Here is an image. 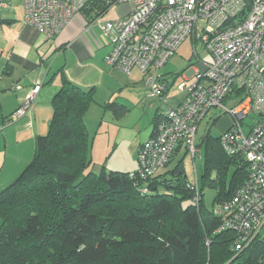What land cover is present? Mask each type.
I'll return each instance as SVG.
<instances>
[{
    "label": "trees",
    "instance_id": "16d2710c",
    "mask_svg": "<svg viewBox=\"0 0 264 264\" xmlns=\"http://www.w3.org/2000/svg\"><path fill=\"white\" fill-rule=\"evenodd\" d=\"M108 9L93 4L83 13L92 22ZM52 101L48 134L37 137L32 161L0 191V264H264L260 234L238 250V233L219 231L224 220L213 209L234 196L248 168L243 156L228 155L222 134L208 130L197 140L204 153L199 188L185 169L182 145L152 178L105 168L98 175L85 124L94 90L63 76ZM107 108L119 120L128 112L114 102ZM207 188L218 191L210 210L203 206Z\"/></svg>",
    "mask_w": 264,
    "mask_h": 264
},
{
    "label": "built area",
    "instance_id": "2783aa9c",
    "mask_svg": "<svg viewBox=\"0 0 264 264\" xmlns=\"http://www.w3.org/2000/svg\"><path fill=\"white\" fill-rule=\"evenodd\" d=\"M23 23L48 40L60 35L70 21L97 4L108 7L130 4L131 12L115 20L92 21L101 29L103 45L110 47L105 63L117 73L161 70L187 40L192 41L194 63L178 86L182 101L164 108L155 137L140 146L137 175L154 177L183 145L193 160L200 151V125L213 109L232 118L222 133L228 155L247 161V178L234 196L214 207L223 217L219 231L238 233L236 248L242 249L264 229V0H22ZM8 8L0 0V10ZM1 26V24H0ZM201 52H198V48ZM189 77L195 81L187 83ZM149 98H163L167 84L148 75ZM37 84L8 124L24 118L34 107L40 91ZM241 91L238 94L235 92ZM233 97V98H232ZM231 100L228 108L225 102ZM255 117V119L253 118ZM254 124L245 133L244 121ZM31 126V123L28 125ZM135 178V173L131 174ZM197 184L198 177H195ZM196 187L195 202L201 197ZM199 188V187H198ZM144 192H147L145 190Z\"/></svg>",
    "mask_w": 264,
    "mask_h": 264
},
{
    "label": "crops",
    "instance_id": "0c3cea01",
    "mask_svg": "<svg viewBox=\"0 0 264 264\" xmlns=\"http://www.w3.org/2000/svg\"><path fill=\"white\" fill-rule=\"evenodd\" d=\"M4 1L8 4V8L0 10V118H2L0 131H4L5 135L7 133L16 135L14 145H18L17 147L21 145L23 138L30 143V148L26 151L22 150V154L10 159L9 145L6 144L7 138L4 139L5 149L2 151L4 157L0 161V191L13 183L32 161L37 137L45 134L53 118L52 100L62 87L63 76L79 88L94 90L95 102L85 117L86 123V118H89L93 108L106 112L109 110L106 109V106L113 102L127 107L128 112L121 118H124L133 108H140L141 111H144L145 108L153 110L149 128L143 137L140 136L142 135L141 131L135 127L130 130L129 128H119L123 132L119 131L116 134L115 145L123 142L129 145L132 152L138 156L140 146L152 137L154 120H161L164 108L177 107L183 99L180 92L179 94H170L172 84L167 76L160 74V70L150 71L151 75L158 80L166 81L169 84V89L163 98H148L146 97L148 91L142 89L141 96H145V98L142 100V97L138 96L137 100L140 98L141 101L137 104L132 101L128 103L122 90L132 87L136 89L135 87H138L135 85L136 81L130 79L124 82L122 74L117 73L104 62L106 55L110 52V47L103 45L101 29L96 25H91L93 23L87 21L84 13H78L60 35L53 40H48L37 29L23 23L24 4L22 0ZM102 20L105 19L102 18ZM143 75L146 83L148 76ZM175 79L172 83L175 82ZM193 81H195V77H189L187 83ZM37 84H40L41 87L36 100H34L35 104L32 110L24 118L8 125L10 129H6L7 120L9 121L12 114L21 109L26 96ZM146 114L148 115V113ZM113 118L116 119L114 114ZM30 123L31 126H28ZM86 125L89 131L88 124ZM227 129L225 127L222 131L225 132ZM91 137L93 139L92 154H94L95 137ZM181 148H183L182 151L185 150L183 145ZM114 149L111 154L114 153ZM195 177L199 179L196 170Z\"/></svg>",
    "mask_w": 264,
    "mask_h": 264
},
{
    "label": "rangeland",
    "instance_id": "374dc122",
    "mask_svg": "<svg viewBox=\"0 0 264 264\" xmlns=\"http://www.w3.org/2000/svg\"><path fill=\"white\" fill-rule=\"evenodd\" d=\"M132 10V6L130 4H123V5H116L112 7L107 15L103 17L105 20H117L119 18H122L123 16L128 15ZM191 39L180 45L177 54L170 58L169 62L165 65L163 69L159 71V73L166 75L170 83L172 84L170 94H179L178 86L181 82H184V76L187 74V68L193 64L191 62V58L194 57V49L192 46ZM198 52H201V48H198ZM193 59V58H192ZM196 58H194L195 60ZM134 71V70H133ZM131 71L129 75L122 74L123 81H127L130 79H134L136 81V89L132 88H124L123 95L125 99H128L129 102L138 103L145 98V96H141L142 89H145V91L149 94V89L145 83L144 75L140 73L139 71ZM176 77V79H175ZM173 79H175V82L172 83ZM60 90V89H59ZM58 90V91H59ZM138 96L142 97L141 99H138ZM146 96V97H147ZM149 98V97H148ZM146 101H148L146 99ZM149 102V101H148ZM232 104V101L229 100L225 102L226 107H230ZM140 108H133L130 109V112L124 117L121 118V120H114L113 118V112L107 110L104 112L103 110L98 109H92L89 118H86L89 131L91 133V136L95 137V144H94V154H93V161L94 166L92 170L93 173H98L105 168L106 173L112 172H123V173H134V171L138 170L139 164H138V156L132 152L129 145L124 144L123 142L120 144L118 143L115 145L116 140V134L119 133V131H122L119 128H129L132 129V127H135L138 131H141L140 135L143 137L145 135L144 133L149 128L148 125L150 124L149 120L151 119V115L153 110L149 108H145L144 111L139 110ZM148 113V115L146 114ZM105 118H101V117ZM220 119L218 123L215 125H212L214 123V119ZM255 119V117H253ZM253 118H248L244 121L243 130L245 133L249 132V128L254 124ZM8 122V120H7ZM34 122H36L34 120ZM233 123L232 118H230L229 115L225 114L221 109H213L209 112L206 119H204L200 125L199 134H198V141L201 139L202 135H204L208 130L211 131V134L213 136H219L221 135L225 129V127L229 128ZM10 124H7L6 129H10ZM0 126H2V118H0ZM12 128V127H11ZM4 131H0V161L4 157V151L5 147V138L6 144L9 146V158L13 159L15 156H18L22 154V150L26 151L28 148H30V143L26 142L25 139L22 138L21 145L17 147L18 145H14V140L16 138V135L9 134L7 135L3 134ZM49 132V128L46 130L45 135H47ZM96 134V135H95ZM18 139L16 140V142ZM109 144V146H108ZM117 146V147H116ZM110 147V149H109ZM115 149H114V148ZM114 153L111 154L113 152ZM185 154V150L182 152L181 157ZM203 150H201V153L195 158V160L190 157L191 155L188 154L185 156V169L189 175V178L194 180L195 177V170L200 178V176L203 174V168H204V158H203ZM108 159V160H107ZM173 166V164H172ZM170 166V167H172ZM164 172V171H163ZM217 190L212 189H206L205 190V196H204V205L208 210L213 209V202L215 197L218 195ZM260 237L264 238V229L260 233Z\"/></svg>",
    "mask_w": 264,
    "mask_h": 264
}]
</instances>
